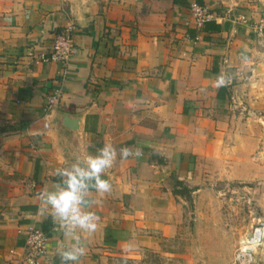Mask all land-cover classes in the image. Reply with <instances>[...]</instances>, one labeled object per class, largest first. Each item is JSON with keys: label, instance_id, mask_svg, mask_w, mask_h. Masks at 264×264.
Instances as JSON below:
<instances>
[{"label": "crops", "instance_id": "0c3cea01", "mask_svg": "<svg viewBox=\"0 0 264 264\" xmlns=\"http://www.w3.org/2000/svg\"><path fill=\"white\" fill-rule=\"evenodd\" d=\"M191 1L214 14L200 30ZM256 22L264 0H0V264L30 223L47 235L39 264H61L58 251L73 241L40 194L55 187L57 169L105 144L141 154L117 155L102 177L111 191L88 193L99 221L95 232H78L86 251L78 264H146L144 252L165 254L185 195L198 207L203 177L243 161L264 138ZM68 24L74 51L65 64L31 60L27 48L46 51ZM54 90L51 109L83 114L80 133L46 124Z\"/></svg>", "mask_w": 264, "mask_h": 264}, {"label": "rangeland", "instance_id": "374dc122", "mask_svg": "<svg viewBox=\"0 0 264 264\" xmlns=\"http://www.w3.org/2000/svg\"><path fill=\"white\" fill-rule=\"evenodd\" d=\"M246 107L243 113L248 116ZM261 115L264 118V111ZM258 143L249 144L243 161L203 177L199 184L203 192L195 199L198 207L185 195L174 234L161 243L165 254L144 252L146 264H234L237 240L258 221L264 222V138Z\"/></svg>", "mask_w": 264, "mask_h": 264}, {"label": "clouds", "instance_id": "9594fccd", "mask_svg": "<svg viewBox=\"0 0 264 264\" xmlns=\"http://www.w3.org/2000/svg\"><path fill=\"white\" fill-rule=\"evenodd\" d=\"M226 80L219 77L218 86H224ZM141 154L137 149L135 153L128 147L117 150L111 144H105L96 150L95 155H87L83 159L77 157V162L70 167L56 170L59 180L54 188L44 190L40 194L43 204L50 208L48 213L54 225H58L66 237H71L69 247L58 251L61 264H78L86 254L85 246L79 233H93L98 226L99 217L89 211L93 201L88 193L94 190L100 195L111 191L109 179L102 178L105 171L111 168L117 158L127 159L129 156Z\"/></svg>", "mask_w": 264, "mask_h": 264}, {"label": "built area", "instance_id": "2783aa9c", "mask_svg": "<svg viewBox=\"0 0 264 264\" xmlns=\"http://www.w3.org/2000/svg\"><path fill=\"white\" fill-rule=\"evenodd\" d=\"M188 15L192 27L200 30L204 23L213 19L214 14L205 4L191 1L188 5ZM235 20L246 23L247 19L237 15ZM72 24L62 27L54 34L53 42L46 51H34L27 48V55L34 62H56L65 64L74 51L72 41ZM254 35V45L262 54L264 64V22L251 25ZM197 38V36H196ZM251 74V71H250ZM58 91L54 90L45 98L43 109L49 111L56 103ZM47 235L34 224H27L22 231V242L14 252L12 258L5 264H39V259L46 252ZM234 264H264V222L258 221L249 231L240 236L233 255Z\"/></svg>", "mask_w": 264, "mask_h": 264}, {"label": "water", "instance_id": "95a60500", "mask_svg": "<svg viewBox=\"0 0 264 264\" xmlns=\"http://www.w3.org/2000/svg\"><path fill=\"white\" fill-rule=\"evenodd\" d=\"M74 2L96 3L99 0H73ZM47 125L58 128L62 134L68 132L80 133L84 122L83 114L71 115L56 109H50L44 116ZM58 130V131H59ZM54 183V182H52ZM55 184V183H54Z\"/></svg>", "mask_w": 264, "mask_h": 264}, {"label": "trees", "instance_id": "16d2710c", "mask_svg": "<svg viewBox=\"0 0 264 264\" xmlns=\"http://www.w3.org/2000/svg\"><path fill=\"white\" fill-rule=\"evenodd\" d=\"M209 22H210V20L207 21V22H205V23L207 24V23H209ZM205 23H204V25H205ZM41 228H42L43 231H45V227H44V226H41Z\"/></svg>", "mask_w": 264, "mask_h": 264}]
</instances>
